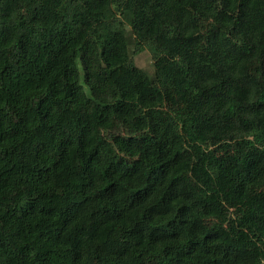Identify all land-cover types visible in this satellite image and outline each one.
Returning a JSON list of instances; mask_svg holds the SVG:
<instances>
[{"label": "trees", "instance_id": "1", "mask_svg": "<svg viewBox=\"0 0 264 264\" xmlns=\"http://www.w3.org/2000/svg\"><path fill=\"white\" fill-rule=\"evenodd\" d=\"M0 264H264V0H0Z\"/></svg>", "mask_w": 264, "mask_h": 264}, {"label": "rangeland", "instance_id": "2", "mask_svg": "<svg viewBox=\"0 0 264 264\" xmlns=\"http://www.w3.org/2000/svg\"><path fill=\"white\" fill-rule=\"evenodd\" d=\"M136 65L143 69L147 73H151L153 71L152 66V56L148 50L140 53L135 57Z\"/></svg>", "mask_w": 264, "mask_h": 264}]
</instances>
